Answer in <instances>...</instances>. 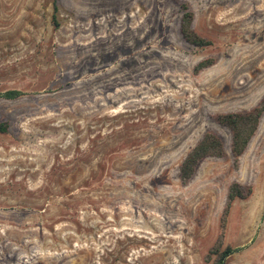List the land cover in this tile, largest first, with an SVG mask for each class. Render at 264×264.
Here are the masks:
<instances>
[{"label":"rangeland","instance_id":"1","mask_svg":"<svg viewBox=\"0 0 264 264\" xmlns=\"http://www.w3.org/2000/svg\"><path fill=\"white\" fill-rule=\"evenodd\" d=\"M185 3L211 44L184 39ZM8 89L0 264H216L222 232L226 264H264V115L237 165L216 120L264 98V0H0ZM206 132L226 156L183 182ZM234 182L253 192L223 229Z\"/></svg>","mask_w":264,"mask_h":264},{"label":"trees","instance_id":"2","mask_svg":"<svg viewBox=\"0 0 264 264\" xmlns=\"http://www.w3.org/2000/svg\"><path fill=\"white\" fill-rule=\"evenodd\" d=\"M184 14L182 17L180 30L184 39L188 42L206 46L211 44V40L200 35L193 27L195 14L189 9L188 4H183ZM58 5L54 4L53 21L56 26L59 25L57 19ZM214 63L213 58H207L200 61L196 69H202L208 67ZM24 92L19 89H8L4 92H0V97L13 99L20 97ZM264 115V98L258 105L249 109L241 111H230L225 113H219L216 116V120L228 127L232 134L231 152L234 157L236 165L239 162L240 157L246 152L250 142L256 135L261 119ZM10 129V122L8 120H0V133H7ZM226 149L223 139L215 132H206L202 138L196 143V145L189 151L180 167V176L183 182H187L195 173L200 162L207 157H219L226 156ZM253 192L251 185H244L238 182H234L228 193L227 204L223 210L221 218V227L226 228L228 217L233 205V202L237 198H248ZM224 232H222L219 242L211 249V254H216V264H226L227 259L235 252L241 250L242 247H233L227 245L222 249V238Z\"/></svg>","mask_w":264,"mask_h":264}]
</instances>
